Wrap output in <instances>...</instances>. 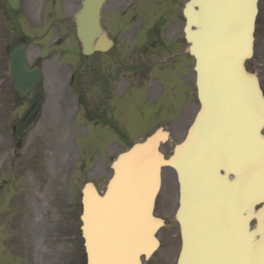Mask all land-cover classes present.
Listing matches in <instances>:
<instances>
[{"label": "water", "instance_id": "obj_1", "mask_svg": "<svg viewBox=\"0 0 264 264\" xmlns=\"http://www.w3.org/2000/svg\"><path fill=\"white\" fill-rule=\"evenodd\" d=\"M104 1L84 0L75 17L86 54L106 49ZM257 1L187 3L185 31L196 60L200 110L169 159L160 151L168 133L158 131L118 156L103 194L93 183L85 185L81 220L88 264H142L156 251L162 220L154 209L165 165L182 185L195 184L177 213L181 264H264V94L245 66L254 53ZM10 74L21 96L43 79L38 68H28L25 47L11 53ZM41 101L38 94L24 130Z\"/></svg>", "mask_w": 264, "mask_h": 264}, {"label": "rangeland", "instance_id": "obj_2", "mask_svg": "<svg viewBox=\"0 0 264 264\" xmlns=\"http://www.w3.org/2000/svg\"><path fill=\"white\" fill-rule=\"evenodd\" d=\"M162 7L155 10L154 20L166 30L174 5ZM163 17L166 23L158 21ZM109 31L113 35L114 29ZM0 34L6 36L3 30ZM255 37V53L247 67L259 76L264 90V0H259ZM44 40H34L29 51L30 63L36 59L44 73L40 86L44 102L38 116L43 117V126L30 133L26 146L18 147L3 131V121L20 117L33 97L14 100L10 42L0 39V264H86L80 219L83 185L92 181L103 192L117 154L160 125L171 132L162 147L170 155L198 105L193 58L182 47L172 53L165 45L153 47L149 52L154 64L141 80L124 85L131 82L127 74H108L107 79L115 81L109 86L100 78L103 55H83L75 29L56 51L44 52L48 45ZM116 66L110 65L108 73ZM71 73L76 74L72 83ZM100 114L105 117H96ZM163 178L158 200L166 213L175 188L170 167L163 169ZM31 194H36L35 210L34 204L27 206ZM30 211L34 226L24 220ZM173 246L163 244L153 262Z\"/></svg>", "mask_w": 264, "mask_h": 264}, {"label": "flooded vegetation", "instance_id": "obj_3", "mask_svg": "<svg viewBox=\"0 0 264 264\" xmlns=\"http://www.w3.org/2000/svg\"><path fill=\"white\" fill-rule=\"evenodd\" d=\"M164 0H107L102 9V24L108 36L113 41V46L110 50L102 53L101 62L104 64L105 71L108 65L116 64L114 71L117 76L121 73L127 74L131 78V82L124 85L134 84V79L137 80L143 77L148 69L151 60L150 50L155 46H167L169 50L173 48L183 47L185 43V35L183 31L184 16L182 9L186 0H168L173 8V16L170 22H165L166 18H159L158 21L170 25L166 30L154 20V12L157 5H162ZM173 4V5H172ZM75 12V0H20L19 9L12 8L8 0H0V32H6V36L0 34L1 38H8V51L13 46L26 43L31 40V35L27 32L28 26L33 24L36 27L46 30L42 34L35 35L36 37L51 38L54 35L53 30L61 31L59 26H68L70 23L74 24L73 17ZM172 22V23H171ZM109 27L114 29L113 35L109 31ZM68 31L69 28L66 27ZM64 37V35H59ZM55 37V36H54ZM157 43H159L157 45ZM33 45L28 44V49H32ZM35 63H33L34 65ZM107 79L106 72L103 78L107 85H113L115 81ZM16 100H19L16 97ZM88 116V114L86 115ZM180 114L179 117H183ZM89 117V116H88ZM96 117H105L104 115H97ZM185 117V116H184ZM21 117L7 118L3 121V131H7L10 136L17 135L18 123ZM42 117L35 120L30 133L38 130L39 126L42 128ZM41 131V130H40ZM39 131V133H40ZM29 133V134H30ZM28 134V135H29ZM21 144V143H20ZM26 143H22V146ZM175 177V188L171 196V202L168 211L165 213L164 207L161 208L159 200L156 204V213L164 220V226L160 229L158 237L160 240L161 250L163 244L174 243V246L165 252L162 257H158L156 262H153L154 256L143 262V264H177L180 249L182 246V230L178 221L176 220V210L180 199V186ZM173 181V180H172ZM163 190V189H162ZM182 197V193H181ZM183 198L186 201L185 189L183 191ZM171 217L176 225H172ZM157 251V252H158ZM171 256V257H170Z\"/></svg>", "mask_w": 264, "mask_h": 264}, {"label": "bare ground", "instance_id": "obj_4", "mask_svg": "<svg viewBox=\"0 0 264 264\" xmlns=\"http://www.w3.org/2000/svg\"><path fill=\"white\" fill-rule=\"evenodd\" d=\"M262 134H263V132H264V129H262ZM162 134V133H161ZM35 197H36V194L34 195V194H31V196H30V198L29 199H31V200H28L27 202H28V204H27V206L29 205L30 207H32L33 206V204H34V206H33V210H35L36 209V207H38L37 206V202H36V200H35ZM31 211L30 212H28L27 214H26V216L24 217V220H25V222L27 223V221H28V223L30 224V217H33L32 215H31ZM34 224H35V220H32L31 221V226H34ZM33 244V243H32ZM34 245V244H33ZM28 261V260H27Z\"/></svg>", "mask_w": 264, "mask_h": 264}]
</instances>
